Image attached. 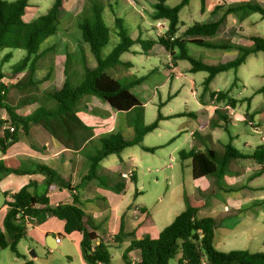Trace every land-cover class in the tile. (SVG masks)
<instances>
[{
  "label": "trees",
  "instance_id": "1",
  "mask_svg": "<svg viewBox=\"0 0 264 264\" xmlns=\"http://www.w3.org/2000/svg\"><path fill=\"white\" fill-rule=\"evenodd\" d=\"M69 0H54L46 13L26 20L30 8L34 7L32 0H0V52L11 49L21 50L26 54L11 67V74L27 72L24 80L13 84L5 83L7 76L4 71V63L9 62L12 53L5 54L0 63V110H5L8 118L0 117V152L6 153L8 148L19 141L20 132L27 134L32 125H39L49 132L54 139L66 149L72 151H83L92 143L100 144V148L91 153H85L88 160L87 171L82 177V183L93 179H99L98 168L100 163L110 155H118L130 147L142 145L144 137L155 131L163 120L158 112V119L152 123H144V101L133 91V83H122L112 77L109 70L117 65L132 67L131 62L122 59V56L132 51V47L139 46L133 50L136 53L148 54L156 45L162 46L172 57V61L187 60L190 62L192 73L206 72L203 81L204 91H208L215 77L223 72L235 70L246 62L250 55L262 52L264 54V37L253 36L251 46H242L233 43L230 39L214 42L215 37L227 15L233 14L243 21L252 13H259L264 17V6L253 0L231 4L222 17L216 20L195 22L184 29L180 37V12L188 6L192 0H181L176 6H169V0H146L152 7L148 13L153 22H167V30L164 35L142 37L128 36L124 27L120 24V42L108 54L103 55V48L110 42V28L105 25L101 17L102 6L98 0H87L80 14L77 16V28L81 35L77 41L78 50L82 54L80 61L83 72L78 75L69 72V61L71 54L67 52L64 61V82L60 87L51 91L42 92L39 95H28L20 97L15 101L10 100V92L13 89H37L42 80H36L35 74L39 69L40 62L50 53L57 50L60 40V24L64 21L63 14L67 11L66 3ZM201 10L206 7V0H200ZM223 6L217 5L213 14H217ZM121 18L116 22L122 23ZM193 43L200 47L210 49H234L238 55L235 59L219 64L207 63L190 55L187 44ZM86 46L97 62L95 68H90L86 57ZM67 49L68 46L66 45ZM176 49L179 50L178 56ZM135 53V52H134ZM51 71L45 79H50ZM71 77L79 79L81 83L75 85ZM143 78L137 79L140 83ZM238 79L228 90L218 91L215 104L229 105L236 109L239 100L231 96L232 89L237 85ZM257 93L264 95V86ZM96 97L108 104L113 110L124 114L123 121L132 128L133 135L126 138L122 132H111L100 136L94 141V128L86 124L78 112L84 98ZM249 100V99H248ZM39 106L28 115L18 113L29 105ZM218 119L211 121L212 127L228 129L234 118L227 110H216ZM186 114H176L174 117H182ZM249 119V116H247ZM248 123V122H247ZM13 128V131L11 130ZM98 148V149H97ZM145 151L155 152L156 147L143 146ZM181 159H191L193 179L199 180L204 177L216 179L219 188L225 185V176L230 172L229 165L232 161L253 160L260 166L256 172L258 176L264 174V145H257L251 153H244L232 143L225 146L223 151L206 149L204 151L192 149L181 150ZM40 174L45 177L44 190L42 193L35 191L38 183L30 181L20 191L12 194L11 200L6 201L7 213L3 220V228H0V249H9L20 255L17 249L18 243L27 236L28 222L37 224L44 223L49 217L57 218L65 223L64 232L72 234L78 232L82 235L80 243L83 259L86 264H112V256L109 244L100 239L102 231L100 225L96 224L91 215L81 207V200L77 191L79 186L71 187L65 184L73 192V203L50 204L49 193L55 188L58 181V173L51 167L30 164L24 167L21 160L17 158H6L0 160V180L3 176H21ZM132 172L131 180L135 182ZM120 178L125 180L121 175ZM103 182V181H102ZM124 183L116 188L121 191ZM226 186V185H225ZM35 188V190H32ZM224 189V188H222ZM5 195H7L5 193ZM184 210L165 227L156 238L146 234L138 239L136 232L127 233L121 227L120 231L112 238L114 246L120 248L126 241L130 245L123 251L122 259L125 264H131L129 253L140 250L141 256L137 264H170L177 259L178 264H264V252H250L248 250H232L229 252L219 251L214 244L216 222L212 217H203L200 212L206 207L204 200H199L193 195H184ZM19 216V218H18ZM24 264H34L26 261Z\"/></svg>",
  "mask_w": 264,
  "mask_h": 264
},
{
  "label": "crops",
  "instance_id": "2",
  "mask_svg": "<svg viewBox=\"0 0 264 264\" xmlns=\"http://www.w3.org/2000/svg\"><path fill=\"white\" fill-rule=\"evenodd\" d=\"M246 1L250 0H216V2H213L212 5H207L205 7L204 11H210V14L214 16L213 18H209L207 20L219 19L227 10L228 6L236 4L237 2ZM256 2L264 5V0H256ZM217 5L223 7L217 14H213L212 12ZM248 17L243 21H240L233 14L227 15L225 23L222 25L215 38L224 39L225 36L230 35L229 39L233 43L242 46H251L253 44L251 38L253 36L260 35L257 28V20L249 22ZM157 47L161 49V52L163 50L165 51L162 46L156 45L150 53L145 55L150 57L151 54H155ZM227 51H232V54L236 55L235 57L233 56V59H235L238 55L237 51L234 49H227ZM134 52L136 53L137 51ZM136 54L141 55V53ZM171 62H173V65H168L169 81L183 78L186 79L185 75L176 64L177 61H172L171 59ZM95 67L96 66L91 68ZM158 69L159 68L156 67L154 72ZM190 69L191 65L186 67L185 71L191 72ZM190 83L193 88V95L197 100L199 107L196 111L190 110L185 114H189V116L194 118L197 121V126H195L189 133H185V136L187 137L185 138L184 144L188 142L190 143V147L187 150L180 149L178 151V158L184 163V165L191 167L192 169L191 159H181L179 152L181 150L190 151L192 149L204 151L209 148L216 151H223L226 146L222 143V139L224 137L223 131H227L234 124L235 118L228 129L212 127L211 121L213 119H218L219 117L216 112L219 106L213 105L214 101L212 94L214 92L225 90H214L210 85L208 91L205 92L203 86L202 91L199 92L196 88V83L192 80H190ZM12 91L14 90L12 89L11 92ZM175 95L176 93L169 95L167 102L172 100ZM231 96L243 101L251 99L249 97H244L243 95L241 98L235 97L233 92H231ZM14 98H12V101L16 100V98L13 100ZM140 98L144 101L145 114V105L147 101H145L142 97ZM188 100L189 98L186 99V102ZM160 105L163 106L164 103H161ZM185 105L187 108V103H185ZM37 107L38 104L29 105L19 109L18 113L21 115H28ZM78 114L86 124L94 128V141L100 136L111 132H122L126 138H131L133 135L132 128L122 120L123 117H125L124 114L113 110L108 104L100 101L96 97L84 98L80 105ZM98 114H102V116H99ZM176 114L181 113H169L167 116L163 117V119L173 118ZM246 114L250 119L259 121L255 118L256 112H251L249 110ZM0 117L3 119L8 118L5 110H0ZM260 118H262V113H260ZM220 130H222V132ZM184 131L185 130L181 129V132ZM232 138V136H229L230 140ZM198 141H200V145L198 144ZM207 141H210L209 145L206 144ZM217 143L222 144V150L216 149L215 144ZM260 144L261 143L258 145ZM91 145L92 143L89 147ZM143 146L151 147L144 143L143 139L142 145L127 148L120 156L110 155L100 163L98 168L99 179H93L89 182L82 183V177L87 171L88 164L85 153H91L88 150L89 147H86L83 151H72L70 149L63 148L54 139V137L41 126L32 125L29 128L28 135L21 131L19 141L11 145L5 154L0 152V160L6 158H17L23 162L24 167H27L30 164H40L53 168L58 173L59 178L56 182L55 188L49 193L50 204L52 206L73 203V192L70 191L65 184H68L71 187L79 186V189L74 192L77 193L81 200V207L86 213L91 215L95 223L100 225L102 228V231L99 233L100 239L97 243H100L101 240H105L109 244V250L111 247L119 250L118 253L122 259L123 251L130 245V241L126 240L120 248L114 246L112 243V238L120 231L121 227H123L127 233L136 232L138 239H142L146 234L156 238L165 227L173 222V220L184 210L185 207L184 194L177 202L164 205L161 209L156 208V210H153L152 204L150 203H144L143 206L139 205L138 197L139 195L144 196L145 193L137 187L139 181L134 173L136 168L134 162L137 158L136 154L138 155L137 149L144 150ZM256 146L249 140L244 141V147H246L244 153H251ZM125 151H129L128 154H124ZM173 158L175 159V157ZM245 161L248 162L250 160H237L230 163V172L225 176L226 187H224L222 191L219 190L216 179L204 177L199 180H205L208 188H196L195 193L192 194L197 199L204 200L206 202V207L200 212V215L203 217L214 218L216 222L214 244L216 248L222 252L243 250L241 248L236 249L231 247L235 241L240 240L241 236L246 235L247 233L246 230H240V228L250 227L251 224H249L247 220L252 219L256 221L258 212V215H261L262 217L264 215V182H259L257 184L248 183L251 180L260 177L256 174V172L260 169V166L252 160L253 163L251 162L250 164L252 165V168H249V165L246 164ZM233 163L234 165L241 166L242 168L239 170L232 169L231 165H233ZM129 172L134 173L133 177L136 179L135 182L131 180L132 173L130 178L126 179L123 177L125 180L120 178L121 175L123 176ZM246 176H248V182L245 181ZM44 180L45 177L40 174L2 177L0 180V193L3 197V204L0 207V228H3V220L8 210V206L5 202L11 200L12 194L20 191L30 181H36L38 183L36 190L35 188L32 189L38 191L40 187L45 185ZM208 181L211 182L210 185H208ZM122 183L125 184L124 188L119 192L116 191V188H118ZM5 193L7 195H5ZM217 193H222L224 195L225 205H223V207H227V210H218L222 204L220 201L216 200V197H214V194ZM162 199L163 198L160 197L158 202H161ZM163 210L167 212L166 217L168 221L166 223H163L160 219V213ZM171 216L173 217L171 218ZM259 223L262 224V221L260 220ZM64 225L65 223L63 221L54 217H49L42 224H37L34 221L29 222L27 227V236L17 245L21 254V261L17 264H24L26 261H32L34 264H37L36 258L38 257V254H51L56 249H59L60 255L67 260L68 264H86L80 247L82 235L78 232L66 234L64 232ZM56 238H60L59 243L56 242ZM22 243L23 248L29 252L28 254L21 251L20 247L22 246ZM110 253L113 262L114 255L111 251ZM140 256V250L130 252L129 258L131 264H136L139 261ZM47 264L54 263L51 259H48Z\"/></svg>",
  "mask_w": 264,
  "mask_h": 264
},
{
  "label": "rangeland",
  "instance_id": "3",
  "mask_svg": "<svg viewBox=\"0 0 264 264\" xmlns=\"http://www.w3.org/2000/svg\"><path fill=\"white\" fill-rule=\"evenodd\" d=\"M53 1L54 0H32V2H34V7L29 9L25 17L26 20H31L46 13ZM98 1L102 6V20L105 25L110 28V42L102 51L104 56L108 55L120 42V36L118 35L120 31L118 26L120 24L124 27L126 34L132 38L137 37L140 33H142V37L144 38L147 37V35H164L167 30V25H158V22H153L151 20L148 13L152 12V7L146 0ZM253 1L256 2V0ZM86 2L87 0H69L66 3L67 11L63 14L64 21L59 27L60 36H58V39L60 40V44L55 52L50 53L39 63V69L35 74V79L42 80V82L37 89L30 88L22 90L21 92L20 90L10 87L11 90H14L10 93L11 101L14 97L19 99L22 96L25 97L33 94L40 96L42 92L51 91L60 87L65 79L64 61L66 60L67 52L71 54L69 61V72L72 73L71 76H73V71L78 75L83 72V68L80 64L82 54L77 49V41L80 40L81 37L77 28V16L82 11ZM180 2L181 0H169L168 5L173 7ZM213 2H216V0H207L206 6L212 5ZM117 17L123 20L122 23L116 22ZM213 17L210 11H201L200 0H192L191 3L180 12V19L182 21L179 33L180 37H184L183 32L187 26ZM252 20H257L259 35L264 37V17L259 13H252L248 17V21L250 22ZM229 38L230 35L225 36L223 40ZM212 40L218 42L222 39L213 37ZM137 49H139L137 45L132 47V51ZM132 51L122 56L123 60L133 64L132 67L117 65L112 67L109 73L122 83H133V91L136 95L147 101L145 105L144 123L149 124L156 121L158 119L159 110L163 117L167 116L169 113L175 112L185 114L190 110H197L199 104L193 95V88L190 80L196 83V88L200 92L203 89V81L207 76L206 72H186V67L190 66V62L187 60H178L176 64L185 75L186 79L169 81L168 65H173V62H171L172 57L169 53L167 54L164 50L161 52L159 47L155 50V54H151L150 57H147L145 54L139 55ZM187 51L193 57L211 64L226 62L236 56L232 54V51L200 47L193 43L187 44ZM9 52L12 53V58L9 62L4 63L3 69L7 73V76L3 81L10 82V84L21 82L25 79L27 72L11 74V67L19 62L26 53L21 50H4L0 52V63L3 56ZM178 54L179 50L176 49V55L178 56ZM86 56L90 68L97 66V62L87 46ZM156 67L159 69L154 72ZM49 71H51L50 79H45ZM140 78H143V80L138 83L137 79ZM236 78L238 79L237 85L232 89L234 96L241 98L243 95L251 99L239 102L236 109L232 110L231 115L235 118V122L227 131H223L224 137L222 143L224 146L228 143H232L233 146L245 152L246 147H244V141L249 140L255 146L261 143V136L255 132L254 128L251 129L248 124L252 123L253 126H262L264 124V95L257 93V90L264 86V54L260 52L250 55L247 62L242 64L237 71L230 70L218 74L211 84L212 89L226 90L231 87ZM71 80L75 85H78L81 83L82 77L79 79L71 77ZM175 93L176 95L173 96V99L167 102L169 95ZM15 98L13 100H15ZM187 98H189V100L186 102ZM161 103H164V105L161 106ZM185 103H187V108ZM213 105L216 104L213 103ZM218 109L227 110L224 105H222V108L218 107ZM249 110L251 112H256L255 118L259 121L248 119L246 113ZM260 113H262V118H260ZM98 115L102 116V114ZM195 126H197V121L189 116V114H186L182 117L163 119L160 122V126L155 131L144 137V143L151 147H156L157 150L153 153L137 149L138 155L136 154L137 158L134 162L136 165L134 173L139 181L137 187L145 193L144 196L139 195V205L143 206L144 203H150L152 204L153 210H156V208L161 209L164 205L180 200L183 194H194L196 188H208L205 180H194L191 167L184 165L178 158V151L180 149L187 150L190 147V143L186 142V144H184L185 138L187 137L185 133H189ZM181 129L185 131L181 132ZM220 131L222 132V130ZM229 136L233 138L230 140ZM198 144L200 145V141H198ZM206 144L209 145L210 141H207ZM96 147L100 148L101 146L99 143H95L93 146H90L88 150L94 152ZM215 147L218 150L223 149L220 143L215 144ZM129 151H125L124 154H128ZM173 157H175V159ZM251 162L253 163L252 160L246 162L249 168H252V165H250ZM231 168L239 170L242 167L234 165L233 163ZM245 181H249L248 176H246ZM259 182H264V174L248 183L257 184ZM210 183L211 182L208 181V185H210ZM225 185L222 186V188L226 187ZM222 188H219V190L222 191ZM43 190L44 185L38 189V193H42ZM160 197L163 199L161 202H158ZM214 197L222 204L218 210L228 209L227 207H223V205H225V197L222 193L214 194ZM2 202L3 197L0 193V207L3 204ZM166 213L167 212L164 210L160 213V219L163 223L168 221ZM258 213L256 221L252 219L247 220V222L251 224L250 227L240 228V230H246L247 233L241 236L240 240L235 241L231 247L236 249L241 248L250 252H264V215L262 217L258 215ZM172 217L173 216H171V218ZM260 220L262 224L259 223ZM20 248L25 254L29 253L23 248V243ZM110 251L114 255L112 264H125L119 256L118 249L111 247ZM18 252L20 254L19 249ZM36 259L37 264H47L48 259H51L54 264H68L67 260L60 255L59 249L54 250L51 254H38ZM20 261L21 254L17 255L9 249H0V264H17L20 263ZM170 264H178L177 259H173Z\"/></svg>",
  "mask_w": 264,
  "mask_h": 264
},
{
  "label": "built area",
  "instance_id": "4",
  "mask_svg": "<svg viewBox=\"0 0 264 264\" xmlns=\"http://www.w3.org/2000/svg\"><path fill=\"white\" fill-rule=\"evenodd\" d=\"M158 25H167V22H165V21H159L158 22ZM217 94L214 96V98H213V101H214V103H215V100L217 99ZM226 109H227V111H228V113L229 114H231V112H232V108L229 106V105H225L224 106ZM249 126H250V128L251 129H253L254 128V130H255V132L257 133V134H259V136H261V144H263L264 145V124L262 125V126H253L252 125V123H250V124H248ZM11 130L13 131V128H11ZM132 173V172H131ZM131 173L129 172V173H127V174H124L123 175V177L124 178H130V176H131ZM18 218H19V216H18ZM28 220H30V218H28L27 219V222H28V224H29V221ZM56 242L57 243H59L60 242V238H56ZM137 264V263H136Z\"/></svg>",
  "mask_w": 264,
  "mask_h": 264
}]
</instances>
